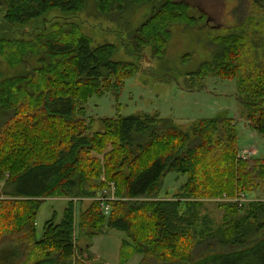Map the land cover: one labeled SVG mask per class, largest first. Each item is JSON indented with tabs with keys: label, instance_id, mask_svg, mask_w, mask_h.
<instances>
[{
	"label": "trees",
	"instance_id": "16d2710c",
	"mask_svg": "<svg viewBox=\"0 0 264 264\" xmlns=\"http://www.w3.org/2000/svg\"><path fill=\"white\" fill-rule=\"evenodd\" d=\"M94 1L104 15L152 7L129 34L130 57L150 48L163 59L172 27L210 25L207 3L195 0ZM86 6L87 0H0L5 21L19 28ZM236 11L239 25L211 37L212 59L187 73L186 84L194 90L210 76L235 80L250 128L264 135V0H242ZM64 30L70 32L50 38L43 28L27 39L0 30V54L19 68L0 79V264H89L82 250L89 251L105 225L126 234L119 264L135 255L142 256L139 264H264V236H258L264 232V159L240 156L235 119L221 114L188 131L159 115L87 122L89 99L112 89L118 96L121 84L139 72L140 56L115 60L117 45L94 47L77 27ZM171 173L187 177L177 197L164 189ZM111 189L106 217L96 198ZM44 198H66L68 205L38 239ZM81 200L92 201L77 218ZM212 200L225 212L217 227L201 212Z\"/></svg>",
	"mask_w": 264,
	"mask_h": 264
},
{
	"label": "rangeland",
	"instance_id": "374dc122",
	"mask_svg": "<svg viewBox=\"0 0 264 264\" xmlns=\"http://www.w3.org/2000/svg\"><path fill=\"white\" fill-rule=\"evenodd\" d=\"M181 1V0H178ZM186 1V0H183ZM206 8L210 22L208 27L188 29L185 26L172 27V39L169 43L166 55L163 59L152 56L151 49L130 57L126 54L129 34L140 26L150 15L152 7L143 5L141 7H129L124 14L117 12L104 15L97 9L94 0H87L86 8L77 14L51 12L45 20L36 21L31 25L17 28L8 25L5 21V13L0 9V30L12 31L11 34L20 38L31 37L34 32L46 28L49 37L59 33L68 34L70 26L81 30L83 36L88 37L94 47L102 44H114L118 47L115 60H127L139 64V72L127 78L121 84L120 94L116 90L105 93L103 96H93L87 102L85 118H127L141 115H159L162 118L172 119L175 123L188 131L195 122L203 119H212L221 114L234 118L239 129L238 149L240 156L244 151L251 153L249 158L264 159V135L254 132L247 120L248 108L242 104L238 97V89L235 80H222L216 76H210L201 80L203 88L190 90L186 84L187 73L197 69L206 60L212 59L214 50L211 37L221 34V28H234L239 25V16L236 11L242 0H195ZM71 15V16H70ZM211 18V20H209ZM15 28V29H14ZM192 56L188 61L186 55ZM18 67H13L0 54V79L5 76L16 75ZM169 78V80H167ZM196 85H199L197 79ZM193 87V86H192ZM200 87V86H198ZM82 113H78L81 117ZM82 116V117H84ZM98 126L96 124L95 129ZM187 181L186 176L169 174L164 181V189L171 192V196L177 197L180 187ZM3 190L4 184H1ZM163 189V190H164ZM102 195L109 198L113 190L102 191ZM164 195V194H162ZM260 196H253L254 201H262ZM7 198V197H4ZM36 218V234L40 239L43 235L45 223L55 215L59 222L68 205L66 198H44ZM245 203L249 200L245 198ZM264 200V199H263ZM75 201V200H74ZM82 201V202H81ZM75 204L77 218L83 209H86L92 200H81ZM76 202V201H75ZM202 215L207 214L215 221V227L222 225L225 212L218 207V201H207L204 204ZM110 217V213H104ZM78 234V232H77ZM77 236V235H76ZM264 236V232L260 235ZM80 238V235L78 234ZM126 234L117 229L103 226L100 235L96 236L86 252L89 264H119V256ZM85 240H78L82 247ZM87 249V248H86ZM77 258L85 261L82 253L77 250ZM89 253V254H88ZM36 257L32 256L28 263L33 262ZM142 256L135 255L127 264H139Z\"/></svg>",
	"mask_w": 264,
	"mask_h": 264
},
{
	"label": "built area",
	"instance_id": "2783aa9c",
	"mask_svg": "<svg viewBox=\"0 0 264 264\" xmlns=\"http://www.w3.org/2000/svg\"><path fill=\"white\" fill-rule=\"evenodd\" d=\"M249 156H251V153L247 152V151H244L241 155V157L243 158H249ZM111 186H113V184H111ZM113 195L109 198H105L103 196H99L98 198H96V200L100 201L102 203V209L104 211V213H110V207L108 205V201L113 199Z\"/></svg>",
	"mask_w": 264,
	"mask_h": 264
},
{
	"label": "water",
	"instance_id": "95a60500",
	"mask_svg": "<svg viewBox=\"0 0 264 264\" xmlns=\"http://www.w3.org/2000/svg\"><path fill=\"white\" fill-rule=\"evenodd\" d=\"M85 258H86V259L89 258V255H86Z\"/></svg>",
	"mask_w": 264,
	"mask_h": 264
}]
</instances>
